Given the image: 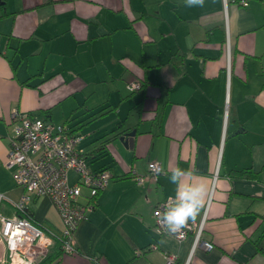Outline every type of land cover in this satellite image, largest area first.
<instances>
[{
  "label": "crops",
  "instance_id": "crops-1",
  "mask_svg": "<svg viewBox=\"0 0 264 264\" xmlns=\"http://www.w3.org/2000/svg\"><path fill=\"white\" fill-rule=\"evenodd\" d=\"M246 1L0 0V211L13 215L23 193L7 163L14 108L62 118L89 167L111 173L74 230L77 252L54 241L42 264H165L164 252L184 264L192 236L158 234L152 216L174 197L177 166L208 189L202 238L213 248L197 246L188 264H264V0ZM135 79L143 86L128 92ZM153 161L165 173L138 185L130 169L145 174ZM247 167L255 176L232 172ZM28 206L60 234L47 196ZM5 253L0 242V263Z\"/></svg>",
  "mask_w": 264,
  "mask_h": 264
},
{
  "label": "built area",
  "instance_id": "built-area-1",
  "mask_svg": "<svg viewBox=\"0 0 264 264\" xmlns=\"http://www.w3.org/2000/svg\"><path fill=\"white\" fill-rule=\"evenodd\" d=\"M246 6V0H239ZM226 69H230V42L227 37ZM141 87L137 79L126 84L129 91ZM13 132L9 136L8 165L12 168V175L17 185L22 187L23 193L17 201H12L14 213L6 216L0 211V242L5 246V255L0 264H39L49 253L54 241L59 243L63 253L77 252L74 230L78 223L86 218L88 211L95 206L97 194L107 187L111 173L107 169L93 171L84 157L79 154L76 144L80 135L67 132L64 125H56L38 116L22 113L14 108L11 111ZM162 166L158 161L150 163L145 174L137 172L132 166L130 174L138 185L146 179L156 181ZM71 174L75 179H71ZM47 196L57 209L61 218L60 234L49 228L35 223L27 214V207L32 197ZM0 191V204L5 199ZM85 198L84 203L80 202ZM170 197L159 201L153 211L154 230L158 234H166L182 242L188 235L192 236L189 259L197 246L206 250L213 248V244L202 238L206 220L207 205L203 208L198 219L190 220L180 233L170 234L158 222V213H162ZM151 249L157 246L152 244ZM165 264H173L176 255L164 252Z\"/></svg>",
  "mask_w": 264,
  "mask_h": 264
},
{
  "label": "clouds",
  "instance_id": "clouds-1",
  "mask_svg": "<svg viewBox=\"0 0 264 264\" xmlns=\"http://www.w3.org/2000/svg\"><path fill=\"white\" fill-rule=\"evenodd\" d=\"M205 0H184L187 8H203ZM163 171V169H161ZM193 176L190 170L179 166L170 169L169 182L175 185V195L170 197L162 213H158V222L170 234L180 233L190 220H195L205 206L208 194L204 183L189 180Z\"/></svg>",
  "mask_w": 264,
  "mask_h": 264
},
{
  "label": "trees",
  "instance_id": "trees-1",
  "mask_svg": "<svg viewBox=\"0 0 264 264\" xmlns=\"http://www.w3.org/2000/svg\"><path fill=\"white\" fill-rule=\"evenodd\" d=\"M140 82H141V87H142L143 86V81L140 80ZM101 110L102 109H99L97 112H100ZM32 116H35V115L32 114ZM64 126L66 127V130H67L68 133L73 134V135H78V134L74 133L73 130L70 131L69 127H67L66 125H64ZM117 135H119V133L114 134L112 137H115ZM112 137H109V138L105 139V142H108L110 140V138H112ZM79 154L86 159V157L84 156V153H82L80 150H79ZM86 161H87V159H86ZM103 169H106V168H103ZM103 169H101V170H103ZM93 171H95V170H93ZM96 171H100V170H96ZM232 172H234V174H236L238 176H244V177H252V176H255V172L250 167L242 168V169H234ZM95 202H96V200H95ZM27 214L30 217H32V213H31V210H30V207L29 206L27 207ZM47 256L39 264H42L43 262H45Z\"/></svg>",
  "mask_w": 264,
  "mask_h": 264
},
{
  "label": "rangeland",
  "instance_id": "rangeland-1",
  "mask_svg": "<svg viewBox=\"0 0 264 264\" xmlns=\"http://www.w3.org/2000/svg\"><path fill=\"white\" fill-rule=\"evenodd\" d=\"M128 90V89H127ZM138 90L139 89H137V90H135V91H133L134 93H137L138 92ZM128 92H130L129 90H128ZM102 95L104 96V93H102ZM68 107V105L67 104H65L64 106H63V109H66ZM58 109V111H59V113H60V115H61V108L59 107V108H57ZM61 117H62V115H61ZM111 117H114V116H108V118H105V119H98L99 120V122L98 123H102V122H104V121H109L110 119H111ZM60 118V117H59ZM60 120H62V118L61 119H57L56 120V122H58V123H56L57 125H60V123H59V121ZM133 120V116L131 115V113H130V116L128 117V122L129 121H132ZM16 183V182H15ZM19 186V185H18ZM22 188V187H21Z\"/></svg>",
  "mask_w": 264,
  "mask_h": 264
},
{
  "label": "water",
  "instance_id": "water-1",
  "mask_svg": "<svg viewBox=\"0 0 264 264\" xmlns=\"http://www.w3.org/2000/svg\"><path fill=\"white\" fill-rule=\"evenodd\" d=\"M135 134V130L132 129L131 131L125 133L124 136H121L120 139H124L125 145L131 146L133 143V136Z\"/></svg>",
  "mask_w": 264,
  "mask_h": 264
}]
</instances>
